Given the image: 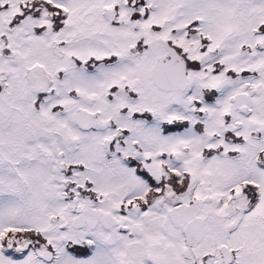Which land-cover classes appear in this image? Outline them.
<instances>
[{
	"label": "snow or ice",
	"instance_id": "snow-or-ice-1",
	"mask_svg": "<svg viewBox=\"0 0 264 264\" xmlns=\"http://www.w3.org/2000/svg\"><path fill=\"white\" fill-rule=\"evenodd\" d=\"M0 264H264V0H0Z\"/></svg>",
	"mask_w": 264,
	"mask_h": 264
}]
</instances>
